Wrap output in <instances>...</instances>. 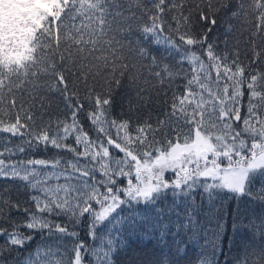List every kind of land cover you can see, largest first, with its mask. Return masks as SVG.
<instances>
[{"label":"snow or ice","instance_id":"snow-or-ice-1","mask_svg":"<svg viewBox=\"0 0 264 264\" xmlns=\"http://www.w3.org/2000/svg\"><path fill=\"white\" fill-rule=\"evenodd\" d=\"M221 10L230 13L223 48L196 34ZM124 78L129 115L114 116ZM160 93L155 119L142 117ZM0 134L20 138L0 150V180L28 192L23 202L0 192V255L39 232L52 243L24 264H113L119 241L100 235L109 226L148 227L162 245L174 226L186 244L211 248L198 264H219L194 192L264 203V0H0ZM41 145L56 154L11 159ZM85 219L92 244L76 230ZM255 227L264 236V217ZM186 244L170 247L168 264H182ZM237 264H264V246Z\"/></svg>","mask_w":264,"mask_h":264},{"label":"trees","instance_id":"trees-1","mask_svg":"<svg viewBox=\"0 0 264 264\" xmlns=\"http://www.w3.org/2000/svg\"><path fill=\"white\" fill-rule=\"evenodd\" d=\"M207 11V9H205ZM217 23L212 25L208 22L205 25L204 21H200L196 27V34L202 35L204 32H208L209 40H216L218 46L223 48L222 40L224 38V30L227 27L226 21L229 16H225L223 10L215 13ZM235 23V21H232ZM201 25H204L201 27ZM211 29L209 32L208 30ZM145 45L150 48L157 55L160 54V50L155 45L145 41ZM128 81L124 78V86L115 88L113 90V115L114 116H128V102L130 89L127 87ZM159 88V85L156 86ZM153 98H157V93L152 92ZM134 99V93H132ZM163 103V93L159 94V103L151 104L145 108L140 115L146 117L148 112H153V119L155 115L160 111V105ZM247 104V99L244 101ZM62 106V100H61ZM136 117L133 116V119ZM80 119L84 123V126L91 130V124L89 123L86 114H82ZM95 135V133H92ZM8 134H0V150L4 149L5 145L10 148H16L19 144V137H13L10 142L6 137ZM75 143L74 140L70 141ZM115 151V150H113ZM57 152L56 149L49 148L47 151L44 150L41 145L39 149H28L25 153H17L12 156L11 159L16 160L19 158H48L50 159ZM62 156L69 157L71 153L62 152ZM5 158H8V154L5 153ZM40 167V166H37ZM166 173V176L171 177L172 173ZM99 175V173H97ZM211 182V181H209ZM12 181L0 180V192L7 187L10 198L15 200L25 201L28 196V192L24 189L13 186ZM19 184L20 182H15ZM260 188V181L257 180L253 187V193H258ZM218 195L211 202L203 196V189H197L194 192L195 203L200 205L199 220L205 229L209 230V237L215 233L217 235L216 242L222 251L217 253L214 258L218 260L219 264H237L247 249L249 252L253 249L264 246V236H261L260 230L255 227L260 223V218L264 217V203L259 199H253L251 196H240L236 197L234 194L227 192L226 190H217ZM203 197V198H202ZM172 197L169 195L166 202L162 203V206L166 203L171 205ZM138 210L144 209L145 205L139 204L134 205ZM127 213H124L126 215ZM15 215V213H13ZM172 220H175V214H172ZM60 221H64V217L55 218ZM165 221L168 217L165 216ZM76 230L80 233L82 239L87 240L89 244L93 243V240L88 236V222L85 219L80 225L77 226ZM23 231H28L26 228ZM115 239L119 241L116 251L112 255L113 264H168L172 259L170 255V247H175V242L180 241L186 244L187 235H184L183 230L176 236L172 233L176 232L173 226L167 237V244L162 245L158 242L156 237L159 235L158 232L153 233L148 227L137 228L136 230H123L119 231L112 230L109 226L108 230L101 232L100 235L107 239L108 232ZM33 240H31L26 247L21 248L11 253L4 252L0 255V264H24V261L30 253H34L38 246H47L52 243V240L48 238L47 234L42 237L39 232L33 233ZM2 243V241H0ZM97 245L100 244V240H96ZM200 245L205 244L204 233L201 232ZM202 252L210 255L211 248L201 249L195 244H186V251L181 256L182 264H198L197 258L201 256Z\"/></svg>","mask_w":264,"mask_h":264},{"label":"rangeland","instance_id":"rangeland-1","mask_svg":"<svg viewBox=\"0 0 264 264\" xmlns=\"http://www.w3.org/2000/svg\"><path fill=\"white\" fill-rule=\"evenodd\" d=\"M225 164H226V162H225ZM168 173H170V174H171V172H168ZM170 174H169V175H170Z\"/></svg>","mask_w":264,"mask_h":264}]
</instances>
